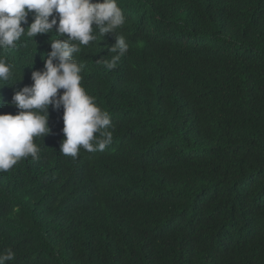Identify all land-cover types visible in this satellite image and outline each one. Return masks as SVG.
<instances>
[{
  "label": "trees",
  "instance_id": "trees-1",
  "mask_svg": "<svg viewBox=\"0 0 264 264\" xmlns=\"http://www.w3.org/2000/svg\"><path fill=\"white\" fill-rule=\"evenodd\" d=\"M117 4L128 50L115 68L103 63L113 33L74 55L112 143L50 172L56 141L34 140L38 161L0 171V254L14 253L7 264H264V0ZM59 38L22 36L0 51L14 66L5 102ZM48 112L63 128V108Z\"/></svg>",
  "mask_w": 264,
  "mask_h": 264
},
{
  "label": "clouds",
  "instance_id": "clouds-1",
  "mask_svg": "<svg viewBox=\"0 0 264 264\" xmlns=\"http://www.w3.org/2000/svg\"><path fill=\"white\" fill-rule=\"evenodd\" d=\"M124 23L117 0H0V51L17 49L22 36L55 33L60 37L50 40L51 51L43 58L44 69L32 72L30 86L14 90L10 102L0 96V106L10 103L19 109L15 115L0 114V171L13 168L23 158L39 160L40 148L34 140L42 144L53 137L48 135L49 106L63 108L64 127L59 128L65 138L56 141L58 154L49 153L44 158L50 172L57 170L60 157L74 162L81 148L103 151L112 143L113 134L107 130L111 126L110 114L82 87L84 65L74 55L81 52V46L113 33L116 43L108 52L115 55L103 63L107 70L115 68L128 50L125 37L116 35ZM13 67L0 56V83L4 86L13 78ZM13 259L11 250L0 254V264Z\"/></svg>",
  "mask_w": 264,
  "mask_h": 264
},
{
  "label": "bare ground",
  "instance_id": "bare-ground-1",
  "mask_svg": "<svg viewBox=\"0 0 264 264\" xmlns=\"http://www.w3.org/2000/svg\"><path fill=\"white\" fill-rule=\"evenodd\" d=\"M51 129L50 134H48L49 136H53L55 141H60V137H61V130L58 126H54ZM61 142V141H60Z\"/></svg>",
  "mask_w": 264,
  "mask_h": 264
}]
</instances>
